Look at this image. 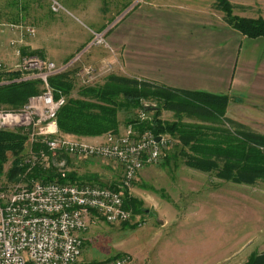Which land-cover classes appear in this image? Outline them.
Returning <instances> with one entry per match:
<instances>
[{
  "label": "rangeland",
  "instance_id": "374dc122",
  "mask_svg": "<svg viewBox=\"0 0 264 264\" xmlns=\"http://www.w3.org/2000/svg\"><path fill=\"white\" fill-rule=\"evenodd\" d=\"M9 1L0 0V21L3 23L12 22L15 11L7 4ZM60 1L65 9L53 13L47 2L30 0L19 21L36 27L35 37L25 40L27 50L60 66L71 63L67 70H76L77 86L82 85L76 73L85 65H94L104 71L92 85L102 83L112 73L130 76L124 67V47L113 44L110 33L129 30L141 12L138 7L145 8L152 2L159 6L183 3L196 8L204 4L203 7L212 9L210 11L218 20L225 17V13L216 7L215 0ZM228 1L234 5L235 14L264 19V0ZM169 10L173 8L166 9L165 13H171ZM159 11L165 10L159 8ZM92 31H105L106 43L89 48ZM118 36L114 39L119 40ZM12 37L16 35L4 25L0 32V60L8 64L16 62L13 50L8 46ZM77 57L79 59L72 62ZM145 104L156 103L146 101ZM245 105L244 110L229 107L226 116L243 121L255 131H264L262 106ZM125 116L126 113L121 111L123 125L119 134L126 128ZM162 116L174 119L170 110H165ZM106 134L101 140H82L102 141ZM61 157L65 165L58 166L51 160L49 165L53 164L66 175L74 172L83 181L119 183L123 178V169L114 160ZM163 160L164 155L157 163L146 164L132 188L127 189L132 197L142 201V213L135 214L131 210L130 220L117 224L107 223L96 212L91 214L78 264H100L123 254L133 257L132 264H246L253 255L264 254V183L247 185L226 181L213 173L188 167L181 157L172 158L166 165ZM161 221L164 224H160ZM162 225L166 226L163 228Z\"/></svg>",
  "mask_w": 264,
  "mask_h": 264
},
{
  "label": "built area",
  "instance_id": "2783aa9c",
  "mask_svg": "<svg viewBox=\"0 0 264 264\" xmlns=\"http://www.w3.org/2000/svg\"><path fill=\"white\" fill-rule=\"evenodd\" d=\"M39 1L48 2L53 12L65 9L58 0ZM4 25L16 35L8 41L16 62L8 64L0 60V87L39 79L43 90L30 96L21 108L0 106V130L23 129L31 144L20 163L24 170L12 180L0 175V264H78L93 212L110 224L130 220L132 211L125 207L124 194L90 182H42L31 178V171L39 165L47 167L49 160L62 167L65 165L62 153L99 157L119 163L123 169L122 185L130 190L143 167L160 161L173 141L149 129L136 132L132 126L121 134L109 132L102 141L88 142L62 136L57 116L67 99L64 95L55 96L48 79L66 71L71 63L60 66L38 54L23 52L25 40L36 35L33 24L0 22V32ZM93 34L89 48L106 43L105 32ZM10 72L16 76L9 77ZM103 72L94 65H85L76 77L82 86H88ZM141 117L146 119L148 115L143 112ZM37 143L43 148L35 150L33 146ZM62 176H66L64 171ZM132 263L133 257L123 254L100 264Z\"/></svg>",
  "mask_w": 264,
  "mask_h": 264
},
{
  "label": "trees",
  "instance_id": "16d2710c",
  "mask_svg": "<svg viewBox=\"0 0 264 264\" xmlns=\"http://www.w3.org/2000/svg\"><path fill=\"white\" fill-rule=\"evenodd\" d=\"M29 1L11 0L7 3L15 10L12 22H19L29 7ZM216 7L225 13L226 21L244 35L252 38L264 36L262 17L239 16L234 13V5L228 0H217ZM23 52L30 51L25 47ZM75 72V69H70L48 79L55 96L64 95L67 99L57 116L62 136L84 139L109 132L119 134L123 125L120 112L123 111L126 113V128L132 126L136 132L149 129L155 135H166L172 139L174 144L171 147L174 149L170 147L165 151V165L172 158L181 157L188 167L213 173L226 181L247 185L264 183V133L226 116L230 100L228 95L173 89L115 73L109 74L100 84L77 86ZM7 75L16 76L12 72ZM42 90L39 79L3 85L0 87V106L21 108L30 96ZM146 101L156 104L148 109L145 107ZM165 110L174 113L173 120L163 118ZM143 112L151 115L142 119ZM30 146L28 134L23 129L0 130V175L12 180L19 171L24 170L20 163ZM33 148L39 150L43 145L37 143ZM9 162L10 167L5 171ZM30 177L42 182L87 183L74 172L63 177L53 164L35 167ZM90 183L121 191L127 209L135 214L144 211L140 207L142 201L132 197L122 182ZM246 264H264V254L253 255Z\"/></svg>",
  "mask_w": 264,
  "mask_h": 264
},
{
  "label": "crops",
  "instance_id": "0c3cea01",
  "mask_svg": "<svg viewBox=\"0 0 264 264\" xmlns=\"http://www.w3.org/2000/svg\"><path fill=\"white\" fill-rule=\"evenodd\" d=\"M182 4L152 2L138 7L141 12L129 30L110 33L113 44L124 47L130 77L173 89L228 95L227 109L244 110L245 104L264 109V36L244 35L225 17L218 20L204 4L199 8ZM168 8L173 10L166 14Z\"/></svg>",
  "mask_w": 264,
  "mask_h": 264
},
{
  "label": "water",
  "instance_id": "95a60500",
  "mask_svg": "<svg viewBox=\"0 0 264 264\" xmlns=\"http://www.w3.org/2000/svg\"><path fill=\"white\" fill-rule=\"evenodd\" d=\"M152 106H154V105H147V104L145 105V107L148 109L152 108ZM159 139H160V137H157V140H159Z\"/></svg>",
  "mask_w": 264,
  "mask_h": 264
}]
</instances>
